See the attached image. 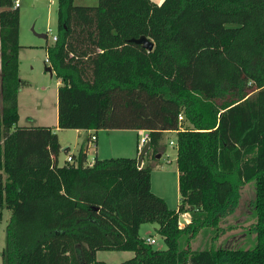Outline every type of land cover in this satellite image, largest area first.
Segmentation results:
<instances>
[{"label": "trees", "instance_id": "obj_1", "mask_svg": "<svg viewBox=\"0 0 264 264\" xmlns=\"http://www.w3.org/2000/svg\"><path fill=\"white\" fill-rule=\"evenodd\" d=\"M56 1L46 59L60 81L57 128L147 131L148 160L175 132L180 201L169 209L136 158L89 165L81 147L60 166L53 128L17 126L20 13L0 0L2 264H105L97 252L134 254L120 264H264V0ZM140 37L151 51L131 42ZM251 181L253 248L181 247L231 215ZM143 224L158 225L165 251L139 236Z\"/></svg>", "mask_w": 264, "mask_h": 264}, {"label": "rangeland", "instance_id": "obj_2", "mask_svg": "<svg viewBox=\"0 0 264 264\" xmlns=\"http://www.w3.org/2000/svg\"><path fill=\"white\" fill-rule=\"evenodd\" d=\"M19 5L20 34L19 52L20 77L27 82V87H22L21 108L19 111L18 127L47 125L54 126L56 89L59 79L45 69L46 47L54 44L52 36L57 35V1L56 0H15ZM158 2L160 0H152ZM98 0H74L76 6H96ZM46 35L45 38L38 37ZM35 117V120H33ZM31 118V120L29 119ZM182 122V121H181ZM55 123V124H54ZM100 133L102 151L100 158H132L133 139L136 134L120 130H106ZM57 135L61 152L58 155V164L65 163L68 154L63 152L69 148V153L75 152L81 139L69 129H54ZM99 134V133H98ZM106 134V135H104ZM140 138L144 136L141 133ZM176 134L167 132L161 141L160 158L148 160L145 156V165L151 167V184L154 194L165 197L169 209L178 208L180 197L178 194L177 167H176ZM92 144V143H91ZM94 144V143H93ZM105 148V149H104ZM105 150V151H103ZM94 160V148H88V163ZM178 197V198H177ZM255 198V182H247L240 186L237 207L231 215L223 218L214 227H200L192 239L185 244L181 241L182 248L191 251L203 249H243L248 250L256 244L255 233L252 226L255 224V208L252 205ZM163 199V198H162ZM11 212L0 210V264L1 252L4 248L5 227L10 219ZM190 221L184 215L179 216L181 228ZM157 224H143L139 228V236L143 239L153 238L155 244L152 248L165 251L166 244L157 234ZM134 256L132 252H97V261L105 264H120Z\"/></svg>", "mask_w": 264, "mask_h": 264}, {"label": "crops", "instance_id": "obj_3", "mask_svg": "<svg viewBox=\"0 0 264 264\" xmlns=\"http://www.w3.org/2000/svg\"><path fill=\"white\" fill-rule=\"evenodd\" d=\"M150 1H152V0H150ZM163 0H160V1H158V2H155V1H152L153 3H156V4H160L161 2H162ZM20 52V51H19ZM19 71H20V63H19ZM19 77H20V74H19ZM21 78V77H20ZM22 80V79H21ZM59 83H60V81H58V83H57V85L59 86ZM58 86H57V88H58ZM25 87H27V86H25ZM21 91H22V88L19 90V93H18V116H19V111H20V108H21ZM34 119L33 120H35V117H33ZM30 120H31V118H29ZM19 120V119H18ZM56 123V124H55ZM55 125L54 126H50L51 128H53V130L55 129H57V89H56V105H55ZM38 126H42V125H38ZM44 127H49V126H47V125H43ZM120 131H123V132H133V133H135L136 134V136H135V138L133 139V145H132V152H133V156H132V158H137V155H138V153H139V151L141 150L140 149V147H139V144H138V142H139V139H140V134L141 133H143V131H134V130H120ZM74 132L78 135V137H80L81 139L79 140V144H77V149H76V151L75 152H71V153H68V155H67V157L68 156H76L77 155V153H78V151H79V149L82 147V148H84V151H85V153H86V156H87V161H88V148L89 147H92V148H94V158L95 157H97L98 159H101L99 156H100V154H101V151H102V139H103V136H101L100 135V133H109V132H101V131H99V132H97L96 134H95V137H96V140H95V142H94V144H91L89 141H88V139H89V137H90V135H92L93 133L91 132V131H86V130H74ZM99 133V134H98ZM173 133H175V132H173ZM104 135H106V134H104ZM144 135H145V133H144ZM105 149V148H104ZM103 151H105V150H103ZM66 157V158H67ZM102 159H104V157L102 158ZM93 162V161H92ZM92 162H87V164H89V165H91L92 164ZM145 165V163H144V161H143V163H142V167ZM177 183H178V174H177ZM151 187H152V184H151ZM155 195H157L158 197H160V198H163V200H165L166 201V199H165V197H163V195H159V194H155ZM178 198V197H177ZM175 210H177V209H175ZM7 211H9V210H7ZM187 219H188V217H189V215L188 214H185L184 215ZM187 223V222H186ZM4 237H5V235H4Z\"/></svg>", "mask_w": 264, "mask_h": 264}, {"label": "water", "instance_id": "obj_4", "mask_svg": "<svg viewBox=\"0 0 264 264\" xmlns=\"http://www.w3.org/2000/svg\"><path fill=\"white\" fill-rule=\"evenodd\" d=\"M38 37L45 38V35H39ZM131 42H133V43H135L137 45H141L144 49H146L148 51H151L153 49V43L150 42L145 37H140L138 39H133V40H131ZM45 70L47 72H49L50 74H53L51 68L47 67ZM149 147H150V143L146 142L145 145L139 151V153L137 155V158H136V165H137L138 169L142 168V163H143V160H144V158L146 156V153H147ZM156 158H160V154H157Z\"/></svg>", "mask_w": 264, "mask_h": 264}, {"label": "built area", "instance_id": "obj_5", "mask_svg": "<svg viewBox=\"0 0 264 264\" xmlns=\"http://www.w3.org/2000/svg\"><path fill=\"white\" fill-rule=\"evenodd\" d=\"M15 5H16V6H19L17 1H15ZM52 41H53V42L56 41V36H52ZM46 64H47V65L49 64L47 59H46ZM178 120H179V121H182V120H183L182 115H180V116L178 117ZM143 133H145V135H144L142 138H140V139H139V142H138L140 149L145 145L146 142H149V139H148V132H147V131H143ZM95 140H96V137H95L94 135H90L88 141H89L90 143L93 144V143L95 142ZM170 144H171V145H175V143H172V142H170ZM73 161H74V160H73V157H71V156H68V157L65 159V163H72ZM186 222H187V221H186ZM179 226H180V225H179ZM180 228H181V227H180ZM146 243H148V244H150V245H153V244H155V240H154L153 238H148V239H146Z\"/></svg>", "mask_w": 264, "mask_h": 264}]
</instances>
